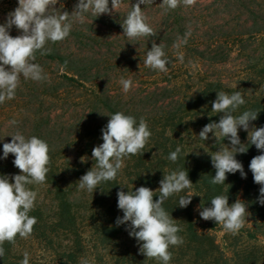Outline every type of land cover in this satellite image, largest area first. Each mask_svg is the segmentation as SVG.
<instances>
[{"label":"trees","instance_id":"trees-1","mask_svg":"<svg viewBox=\"0 0 264 264\" xmlns=\"http://www.w3.org/2000/svg\"><path fill=\"white\" fill-rule=\"evenodd\" d=\"M124 2L131 5L137 0ZM77 3L78 0L60 2L56 8H63L62 10L71 13ZM161 3L162 0H154L153 4L141 5L147 8L157 6L159 10L154 27L156 36L144 38L147 43L151 44L154 38L157 44L167 41L171 46L177 42L178 37L183 39L190 33L187 36L190 55L200 57L208 64L224 63L234 51L233 48L240 54L245 53L241 46L243 40L238 39L241 43L238 46L234 41L226 40V37L242 38L250 34L264 36L263 0H212L209 4L212 14H222L224 18L242 23L237 27H227L228 34L224 29L225 23L217 27L206 26L201 10L181 4L176 9L165 12ZM109 6L111 7V0ZM125 16L116 13L113 17L100 15L95 18L88 14L85 23L73 25L66 39L56 43L48 42L45 45L50 49L47 55L36 53L35 63L51 65L62 71L60 75L52 77L44 72L48 79L41 83L46 87L56 84L64 88L52 89L56 91L57 103L69 115V119L63 121L60 116L52 118L48 111L42 116L47 126L46 131L38 130L31 135L48 143L51 159L46 182L28 186L37 191L38 195L35 208L29 213L37 218V223L27 240L42 246L52 258L51 264H86L98 245L115 238L120 229L127 227L115 224L117 217L123 216V212L117 207L118 191L122 189L127 192L140 186L155 191L164 174L183 169L188 171L192 188L169 197L162 206L182 228L178 235L193 242H197L200 237L206 239V255L195 261V264L223 263V253L210 233L218 225L214 221L203 220L197 209L201 202L204 207H210V200L216 195H228L229 204L238 198L246 202L250 213L246 222L264 223V205L258 203L260 185L254 183L249 170L251 159L261 153L254 145H249L247 153L237 154L236 157L242 162L247 177L242 178L239 172L229 173L225 184L213 185L210 181L215 175V169L208 152L217 151L222 141L216 144L212 133H209L206 141L201 140L198 135L206 124L218 122L222 115L211 111V104L219 91L229 94L240 91L246 103L235 115L246 110L259 111L257 120L252 124L256 127L264 126V56L258 60V65L246 71L250 83L258 80V84H261L253 89L235 87L230 79L219 72L220 69L212 67L209 71L197 69L192 77L196 81L189 89H181L176 83H169L167 86L156 85L152 92L143 95L137 93L135 87L125 93L116 81H112L114 68L104 66V57L102 58V51H108L114 42L117 44L115 39L107 40V33L115 31L117 35ZM248 22L249 25H246ZM245 54L250 57L249 53ZM32 82L34 81L21 76L20 83L30 86L29 83ZM22 84L16 92L21 91ZM116 112L132 115L137 123L143 117L152 133L148 144L143 154L125 159V167L114 181L101 184L93 194L78 191L79 178L93 166L94 161L70 167L68 152L72 149L68 151L69 146H73L77 139L85 141V145L101 140V130L110 119L108 115ZM56 118L61 119L56 122ZM56 127H60L59 130ZM64 131L70 132L63 136ZM238 134L241 141L247 143L248 133L240 129ZM224 143L229 144V141L225 139ZM178 146L182 151L178 160L172 162L167 157ZM2 156L3 145L0 146V157ZM14 159L12 154L6 159L0 158V176L7 175L11 178L20 174V170L13 164ZM10 182L14 181L10 179ZM189 191L196 195H193L187 208L179 207V196L186 195ZM154 199H158V196ZM199 228L203 231L198 233ZM17 239H20L19 236ZM11 245L4 243L5 254L0 257V261L6 259L10 252L8 246ZM215 253L220 258L215 257Z\"/></svg>","mask_w":264,"mask_h":264},{"label":"clouds","instance_id":"clouds-1","mask_svg":"<svg viewBox=\"0 0 264 264\" xmlns=\"http://www.w3.org/2000/svg\"><path fill=\"white\" fill-rule=\"evenodd\" d=\"M59 0H18V7L8 14L4 24H0V104L15 98L16 89L24 79L41 82L48 79L42 66L35 63L36 53L47 55L50 49L48 42L56 43L66 39L74 24H83L87 15L95 18L103 14L119 13L122 8L129 7L121 27L123 35L129 41L156 36L155 29L149 23V17L141 5L153 4L154 0H137L135 4L124 5V0H78L74 10L69 13L63 8H56ZM183 4L191 7L196 0H162L161 8L165 12L174 10ZM15 26L21 34L13 37L9 30ZM186 36L177 38L174 48L187 43ZM162 43L152 41L151 48L146 53L144 65L152 70L166 73L169 59ZM181 62L183 57H180ZM125 93L133 87L131 79L121 78ZM246 103L240 91L231 94L219 91L211 104V111L220 115L219 121L206 124L199 132L201 140H208L212 133L216 144L220 143L217 151L208 152L215 175L210 181L213 185L225 184L227 174L240 173L247 177L237 154H245L249 145H254L261 154L254 156L249 164L254 183L260 185L258 203L264 205V126L256 127L252 124L257 120L259 111L246 110L235 115ZM106 126L102 128L103 143L92 149L93 166L78 180V191L94 193L100 185L114 181L125 167V159L143 154L152 135L146 120L141 117L139 123L132 115L116 112L108 115ZM16 125L17 121L9 122ZM248 133L247 143L239 137V130ZM11 142L3 144L2 159L12 154L13 164L20 170V174L11 178L0 176V257L5 254V242L15 244L17 236L27 239L33 232L37 218L29 213L35 208L37 191L29 185H42L46 182L50 165V148L46 141L36 136L25 137L20 131L14 132ZM227 139L229 144H225ZM182 149L178 146L167 159L176 162ZM87 157H81L86 162ZM10 179L14 182H10ZM193 183L189 179L188 171L180 169L164 174L159 181V188L155 191L149 187L140 186L135 190H120L117 192V207L123 212L117 217L116 226L127 225L130 237L139 244V252L148 259H155L161 264H169L172 253L171 246L183 244V238L178 235L182 228L176 220L162 206L173 195H179L186 189H191ZM129 189V188H128ZM158 193V195H157ZM193 195L189 191L179 196L178 206L187 208ZM158 196V199L154 197ZM210 207H204L202 202L197 211L205 221H214L226 232L237 234L244 226L250 213L247 204L241 199L229 204L228 195H216L211 200ZM202 208V210H200ZM29 253H23L20 264H29Z\"/></svg>","mask_w":264,"mask_h":264},{"label":"rangeland","instance_id":"rangeland-1","mask_svg":"<svg viewBox=\"0 0 264 264\" xmlns=\"http://www.w3.org/2000/svg\"><path fill=\"white\" fill-rule=\"evenodd\" d=\"M65 1L70 2L73 0H59L58 4ZM211 2L212 0H196V4L191 6L195 10L202 11L203 22H205L206 26L217 27L224 23L228 24L229 26L224 25V29L227 30L226 33L228 34L229 27L233 25L237 27L236 25L242 24L241 21L224 18L222 14H212L209 9ZM124 5L128 6L129 3L124 2ZM16 7H18V0H0V24L6 22L8 14L14 11ZM141 8L149 17V23L154 28L159 17L158 7ZM128 10L129 7L122 8L118 14L124 16ZM115 14H103L101 17H113ZM246 25H249V22ZM9 34L16 37L21 32L13 26L9 30ZM107 35L108 41L115 39L117 44H114V42L108 51H102V58L104 57L105 61L104 66L114 68L111 78L112 81H116V84L121 89H123L120 84L121 78L131 79L133 87L137 89L136 91L140 95L152 92L156 85L167 86L169 83H176L181 89H189L193 87V83L196 81L194 80L196 78L192 79V77L197 69H207L209 71L212 67L220 69L219 72L227 79H230L235 87H240V89L247 88L249 90L261 85L258 84V80L251 82V84L248 81L249 77L246 71L258 65V60L261 59V56H264V36L262 34H250L242 38L226 37V40L234 41L238 46L242 43L241 46L244 47V52L249 53L250 57L248 58L245 53H238V50L233 48L234 51L231 52L230 57L224 63H218L217 65L208 64L204 59L190 55V50L187 46L188 41L187 44L181 45L178 49L174 48L173 44L169 46V42L163 41L164 51L169 59L166 73L152 70L144 65L146 53L151 48L152 43L148 44L144 38L138 41H129L123 35L122 27H120L117 35L115 31L109 32ZM238 39L243 40V42L239 43ZM153 40L154 38L151 41ZM181 56L183 57L182 62L180 60ZM40 65L44 72L51 77L62 73L61 70L54 66ZM29 85L22 84L21 91L16 92L14 99L6 100L0 104V146L11 142L12 137L9 135H12L17 130L25 137H30L38 130L40 132L46 131L47 126L42 116H45L48 111L52 118L53 116H60L63 121H68L69 119V115L64 112L56 101V91H53L56 87H60L63 90V87L56 84L46 87L41 82L35 81L29 83ZM61 118H56V122ZM12 120H16L17 124H9ZM56 128V130H59L60 127ZM65 131L63 136L68 135V132H70ZM71 133L73 134V132ZM101 143H103L102 139L85 145V141L77 139L73 146H69L68 151L70 149L72 151L68 152V165L70 167L72 165L82 166L85 162H81V157H87L86 162L92 163V149ZM126 228L120 229L115 238L98 245L96 252L89 257L86 264H161L155 259L146 258L139 252V244L135 238L129 236ZM200 231L202 232L203 230L199 228L198 233ZM210 233L215 244L223 253V263L218 264H264V223L248 221L237 234L228 233L218 225L217 229L211 230ZM180 236L183 238V244L169 248L172 253V259L169 264H195V261L203 259L207 249L206 239L200 237L197 242H193L183 235ZM8 249H10V252L5 257L6 259L4 258L5 260L2 259L0 261L1 264H20L25 251L29 253V264H51L52 261V258L42 246L39 247L36 243L27 239H17L15 244L8 246ZM215 257L220 258L218 253H215Z\"/></svg>","mask_w":264,"mask_h":264}]
</instances>
